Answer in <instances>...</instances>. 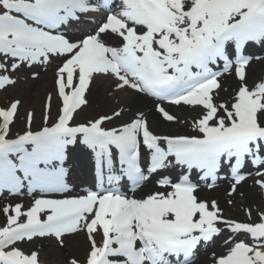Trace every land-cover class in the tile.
Returning <instances> with one entry per match:
<instances>
[{
  "label": "snow or ice",
  "instance_id": "obj_1",
  "mask_svg": "<svg viewBox=\"0 0 264 264\" xmlns=\"http://www.w3.org/2000/svg\"><path fill=\"white\" fill-rule=\"evenodd\" d=\"M0 97V264H264V0H0Z\"/></svg>",
  "mask_w": 264,
  "mask_h": 264
},
{
  "label": "bare ground",
  "instance_id": "obj_2",
  "mask_svg": "<svg viewBox=\"0 0 264 264\" xmlns=\"http://www.w3.org/2000/svg\"><path fill=\"white\" fill-rule=\"evenodd\" d=\"M252 71H254L257 75H259L262 71V69L260 68V66L258 65H254ZM227 83L231 86H234L235 82L232 81L231 79L229 81H227ZM29 103H37V97H34V100H28ZM172 111L176 112V110L171 109ZM179 130H191L189 127H184L181 128ZM76 159H80L81 155L79 152H77L75 155ZM82 160V159H80ZM251 184V181L248 182V185H245L243 188H241V191H243L245 193V196L243 198H241L239 195H237L234 200V206H229L226 204V200H227V196H226V190L228 188V185L226 183H222L220 185L219 188H217L215 191L209 193L207 191H205L204 193H202V195H208L211 197L216 198L220 204L221 207H223L225 209V215L227 216H231V214H233L232 217L235 218H245L243 215V207L248 206V205H253V207H255L256 205H259L260 207H264V201H262L258 196L254 195L255 190L251 187H249V185ZM206 193V194H205ZM37 247V246H35ZM81 255V254H80ZM210 256V252H207L206 256L200 259V264H205L207 258ZM47 257L45 252H42L41 258L42 259H46L44 258Z\"/></svg>",
  "mask_w": 264,
  "mask_h": 264
},
{
  "label": "rangeland",
  "instance_id": "obj_3",
  "mask_svg": "<svg viewBox=\"0 0 264 264\" xmlns=\"http://www.w3.org/2000/svg\"><path fill=\"white\" fill-rule=\"evenodd\" d=\"M24 95H27V93H24ZM34 97H36V96L33 95V96L29 97L28 100H34ZM2 103H4V99L2 97H0V104H2ZM174 110H176V112H180L181 115L184 114L179 109L175 108ZM88 115H91V111L90 110L86 111L85 113H82L81 114V119H83L84 117H86ZM17 126H20V125L18 124ZM179 131H182V130H179ZM182 132L190 133L191 131L190 130H183ZM82 167H84V166L82 165ZM84 172H85V176L88 178V176H89L88 170H84ZM77 177L78 176L75 173L72 174V179H77ZM150 187H153V186H150ZM137 195H140V193L137 192ZM27 202L28 201L26 199L25 203H27ZM0 203H4V201L0 200ZM231 216H233V214H231ZM3 219H4L3 216H0V223H3ZM238 219H244V218H238ZM41 243H43V245H44L42 252L46 253L47 257H44V258H47L48 264H58L59 257L57 256L55 250L50 246V242H48V241H43V242L37 241L35 246H37V248H39ZM74 245H75V250L79 254L83 255L84 252H85V245H84V242H83V236L82 235H81V237L79 239L74 241ZM29 247H32V245H29ZM44 260H46V259H44Z\"/></svg>",
  "mask_w": 264,
  "mask_h": 264
}]
</instances>
